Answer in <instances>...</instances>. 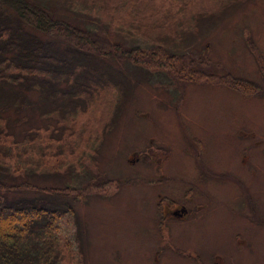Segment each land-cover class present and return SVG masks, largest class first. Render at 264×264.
Segmentation results:
<instances>
[{"label":"rangeland","instance_id":"1","mask_svg":"<svg viewBox=\"0 0 264 264\" xmlns=\"http://www.w3.org/2000/svg\"><path fill=\"white\" fill-rule=\"evenodd\" d=\"M50 1L98 49L153 52L107 60L122 92L85 107L31 92L0 110L51 172L18 181L66 189L61 264H264V0Z\"/></svg>","mask_w":264,"mask_h":264},{"label":"trees","instance_id":"2","mask_svg":"<svg viewBox=\"0 0 264 264\" xmlns=\"http://www.w3.org/2000/svg\"><path fill=\"white\" fill-rule=\"evenodd\" d=\"M49 1L0 0L2 112L21 103L24 95L19 94L31 92L52 106L66 101L83 105L82 96L95 92L96 87L111 86L121 93L124 82L116 83L114 72L106 64L115 57L135 67L143 66L137 69L148 67L142 60L151 57L152 51L119 46H114L113 52L98 49L88 30L69 22L63 13L53 10L54 3ZM55 2L77 12L64 0ZM168 55L173 54L161 52L156 58L166 62ZM158 66L167 67L163 63ZM175 69L180 75L185 71V67L183 71ZM54 112L64 115L66 110L56 107ZM14 123L0 115V264H61L64 254L57 234L61 231L58 222L69 214L70 207L64 201L66 189H40L30 181H18L22 176L40 178L51 172L37 173L43 168L33 164L31 155L35 147L41 146L35 145L30 133L23 142L15 143V135L10 132ZM24 145L28 153L22 150Z\"/></svg>","mask_w":264,"mask_h":264},{"label":"flooded vegetation","instance_id":"3","mask_svg":"<svg viewBox=\"0 0 264 264\" xmlns=\"http://www.w3.org/2000/svg\"><path fill=\"white\" fill-rule=\"evenodd\" d=\"M187 215L188 211L183 205L175 206L171 211V216L180 220L185 219Z\"/></svg>","mask_w":264,"mask_h":264}]
</instances>
